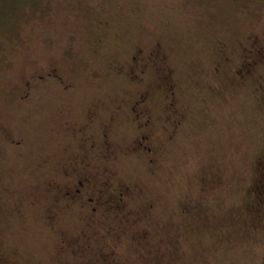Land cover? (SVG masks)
<instances>
[{
	"label": "rangeland",
	"instance_id": "1",
	"mask_svg": "<svg viewBox=\"0 0 264 264\" xmlns=\"http://www.w3.org/2000/svg\"><path fill=\"white\" fill-rule=\"evenodd\" d=\"M8 2L0 14V264H264V0ZM156 42L165 67L149 62L141 82L112 72L135 47ZM52 68L68 92L55 76L35 80ZM144 91L163 148L151 169L126 148L139 123L124 110ZM93 103L103 104L96 124L67 140L57 112L83 126ZM91 145L105 156L98 170L137 188L130 220L98 210L88 228L69 204L53 229L42 219L52 192L35 189L57 178L58 160ZM83 232L91 247L80 257Z\"/></svg>",
	"mask_w": 264,
	"mask_h": 264
},
{
	"label": "flooded vegetation",
	"instance_id": "2",
	"mask_svg": "<svg viewBox=\"0 0 264 264\" xmlns=\"http://www.w3.org/2000/svg\"><path fill=\"white\" fill-rule=\"evenodd\" d=\"M106 26L107 25L105 23H102L101 27L105 28ZM218 45H220L219 47L221 48L222 42L218 41ZM160 46L161 45L158 42L154 43L150 50L147 49L149 50L148 53H146L147 50L145 51V48H143V46L135 47L134 55L130 56L127 62H125L124 64H112V72H114V74H121L125 72L124 74L126 77L124 78H127L131 81L141 82L143 80V77L145 76L149 62V64L152 66L151 68L155 70H157V68L159 69V67L161 68L162 66H166L165 57L160 50ZM251 65V63L244 64L238 70V72L243 71L244 67H246V69L249 68V66ZM49 71L50 72L47 73L44 77L37 76L35 80L41 82L46 81L47 79H49V77L52 78L53 76H55L56 81L61 86V90L68 92V90L72 88L71 84H66L64 80H62V78L58 74H56V68H52ZM29 88L30 83L26 82L25 91L19 96V100L22 101L28 98ZM174 96L175 92L173 88H170L167 96V99H169V103L167 105L168 109L173 107L174 105V102L172 101ZM120 102L122 104H125L127 101L121 100ZM147 103V93L144 91L136 97V100H132V102H129L130 106L127 110H123L125 113H127L126 111H128V113H132L131 117L134 120H137V123H139V129L137 128L139 130V134L135 136V138L129 143V146L126 148L132 154H135L137 157L142 158L143 163L147 164V167L151 169L155 167L156 157L159 156V151H161L163 148L160 147L157 143H155L156 137L150 131L151 117L147 114ZM102 107L103 104L101 103H93L88 110V114L86 116V123L83 126H79L75 121H73L69 117H65L62 111L57 112L56 115L58 117L55 118V122L60 127L62 125L66 129V139L71 140L72 138H75L76 135H79V133L83 134V130L84 132H86L87 128H91L94 124H96V112L98 110H101ZM118 109L121 110L120 107H117V110ZM133 113H135V115H133ZM176 123L179 125L178 122ZM101 124L102 127H109V129L113 125L112 122L106 124L101 122ZM102 137V143L104 144L101 147L103 149V152L107 154V158L109 159V157L114 151H111V147L107 143V135L103 133ZM11 143L20 144L19 142L13 140H11ZM89 147L90 149L84 152L81 150L72 151L68 159L62 161L58 160L57 165L60 166H58L56 171L55 177L57 176V178H49V180L45 178V181H40L37 185V188L35 189V191L38 189L39 191L42 190L43 194H46L44 192H52L51 198V195L49 196V194H46V197H48L49 202H47V204L45 205L47 207L42 210V219L47 225H52L53 229L56 220L59 218L57 216L59 215V213L61 214V211L64 209V207H66L67 205L69 206V204L71 206H75V209L79 213L84 215V220L87 223L88 228L95 227L97 221V218L95 216L98 210H102L104 213L108 214L113 211L114 214H117V217L121 219L120 223L122 224L124 223V221L128 222L130 220V216H128V214H130L129 212L131 210L128 208V203L132 199H134L133 196L135 195V193L137 195V188L135 186H131L125 183L116 182L115 184V181L112 180L114 170L112 171L109 168H103L102 171L98 170V167L96 166V159L98 158L99 154L92 150V145ZM62 149L68 150L66 148ZM92 152L95 153V156H92ZM99 156L103 158L105 157L103 154H100ZM257 172L260 174V176H263L264 171L261 172V170H257ZM97 175H99V177H97ZM46 181H49L50 184H48ZM262 182L264 183V176ZM50 186H52V188L55 190L54 192L53 189L48 188ZM253 194H256V190L253 191ZM149 207L151 208V205H149ZM132 221H134V219ZM56 228L60 229V234H58V244L60 248V253L61 228ZM112 230L116 231L114 227L112 228ZM89 235H87L86 232H83L85 245L78 243L77 246L74 248V250H77V254L80 257H84L86 251L91 247ZM62 236L64 237L65 235L63 234ZM145 237V234L139 235L138 238H134V243H141L145 240ZM143 248L146 250L145 247ZM149 252H151L152 255H150L149 258H152L154 256V251L150 250ZM142 255L145 256V254ZM103 258L109 259L114 262V256L109 252L108 254H106L105 252ZM156 263L157 260L155 259L153 261L149 260V264Z\"/></svg>",
	"mask_w": 264,
	"mask_h": 264
},
{
	"label": "trees",
	"instance_id": "3",
	"mask_svg": "<svg viewBox=\"0 0 264 264\" xmlns=\"http://www.w3.org/2000/svg\"><path fill=\"white\" fill-rule=\"evenodd\" d=\"M4 4L7 5V8H9L10 5H12V2H8V0H0V14H4ZM264 185V183H263ZM263 195H264V189H263ZM264 199V198H263Z\"/></svg>",
	"mask_w": 264,
	"mask_h": 264
}]
</instances>
